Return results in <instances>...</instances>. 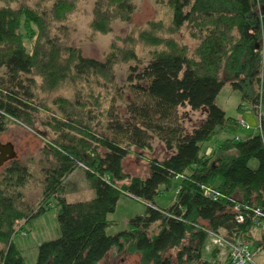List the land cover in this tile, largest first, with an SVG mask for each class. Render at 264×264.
Segmentation results:
<instances>
[{
    "label": "trees",
    "instance_id": "1",
    "mask_svg": "<svg viewBox=\"0 0 264 264\" xmlns=\"http://www.w3.org/2000/svg\"><path fill=\"white\" fill-rule=\"evenodd\" d=\"M79 1L0 0V135L11 123L34 127L36 121L52 134L38 161L15 157L0 173V264H26L14 235L22 222L54 206L60 235L39 244L35 264H99L113 251L138 253L139 264H173L165 257L173 248L178 264H233L228 253L223 262L220 251L206 253L214 236L250 242L254 251L261 245L264 253V115L259 131L243 138L240 118L217 103L227 83L243 101L251 98L257 107L262 101L264 0H156L171 10L167 32L185 28L196 43L142 31L139 39L154 46L145 63L132 35L121 46L112 43L102 58L72 44L67 23ZM134 10L135 0H95L89 26L109 33ZM150 24L154 31L163 25ZM120 63L128 64L123 86ZM39 78L43 92L64 85L73 91L53 97L44 118L38 117L40 105H47L37 93ZM202 108L205 119L188 131L186 111ZM154 139L169 155L144 157L147 177L128 173L127 157L152 152ZM251 158L257 167L249 165ZM78 169L95 196L71 202L70 176ZM174 179L176 199L158 205L157 195ZM33 181L41 191L32 201L27 189ZM122 194L143 201L146 210L108 234Z\"/></svg>",
    "mask_w": 264,
    "mask_h": 264
},
{
    "label": "rangeland",
    "instance_id": "2",
    "mask_svg": "<svg viewBox=\"0 0 264 264\" xmlns=\"http://www.w3.org/2000/svg\"><path fill=\"white\" fill-rule=\"evenodd\" d=\"M95 0H80L78 3V10L72 15L70 21L67 23V30L69 31L70 41L72 44L77 45L82 48L83 53L87 56H92L96 58H102L103 55L109 50L112 43L117 45H123L127 43L124 40L125 37L132 35L136 42L134 43V48L138 54V57L142 62H147L150 58L151 50L154 46L144 43L139 39V34L142 31L155 33L156 35H162L166 37H174L180 43H188L193 47L196 43L193 40L185 28L177 33L170 34L167 32L166 28L169 25L171 19V10L166 2H157L156 0H135V10L131 15L129 21L116 20L112 24V31L109 33H98L93 32L89 26V23L93 17V8ZM162 21V27L153 30L150 22L152 21ZM143 66V65H142ZM128 69V64L120 63L116 67L117 80L120 86H123L126 79V71ZM41 79H37V93L38 96L46 100L47 105H40V111L38 114L39 118H44L48 107L52 108V99L56 95H64L71 97L73 96L72 88L67 86H62L54 92H43L39 87ZM248 99V98H247ZM42 102V101H40ZM44 103V102H43ZM217 103L226 111L230 116L236 118H243L249 123L250 127H240L239 134L241 136H248L249 133L254 134L259 131L257 128L259 126V113L264 115V92L262 94V101L258 107L253 102L251 98L243 101L242 92L239 89H234L230 83L225 84L220 93L217 96ZM240 104L243 106L240 107ZM118 111L125 115V105L123 103H117ZM184 111V110H183ZM206 108H202L200 111H193L188 109L186 111V117L184 123L187 130L190 131L193 127L198 125L206 117ZM41 122L36 121L34 127H28L18 123H11L9 129L0 135V143H12L14 145V150L16 153V158L21 162H27L29 159L33 158L38 161L41 158V152L45 145V138L51 136ZM226 134L220 136V138H225ZM216 137L211 141L206 143L205 150L208 152L214 145ZM154 150L152 152L145 151L140 152V154H133L127 157L125 160V169L130 174H137L144 177L149 175V165L144 157H157L163 159L169 155V152L165 149L163 143L154 139L153 141ZM10 161H5L0 166V173L2 169ZM259 161L256 158H251L249 165L252 168L257 167ZM39 168H35L34 170ZM37 172V171H36ZM38 173V172H37ZM70 186L71 190L67 193V199L69 201H79L82 199H90L95 196V190L91 187L85 173L82 169L76 170L70 176ZM179 188V179H174L173 185L161 192L156 197V203L160 206L170 205L177 197V192ZM39 184L33 181L27 189V197L30 200L37 199L40 192ZM146 204L134 197L122 194L118 200L116 209L110 214V218L115 220V223L107 228L108 234H115L124 228L128 227V220L138 214H142L146 210ZM26 232V234H22ZM60 235L59 222L57 217V208L54 206L41 215L33 218L29 222H22L19 231L14 235V240L16 244L22 249L26 264H35L38 252V246L45 240L58 237ZM215 237V236H214ZM250 243V242H249ZM2 243L0 242V247ZM256 252L258 254L254 255V260L259 264L264 253L260 252L262 249L261 245H257ZM220 248L223 251L226 248L224 241L219 242L216 238H211L207 245V254L211 252L218 253ZM178 248L170 249L165 257L171 259L173 264L177 263V253ZM260 252V253H259ZM117 252H112L107 256V261L101 264H139L140 255L138 253H128L122 252L116 255ZM260 254V255H259ZM225 259L220 258L223 262ZM100 264V263H99ZM153 264V263H151Z\"/></svg>",
    "mask_w": 264,
    "mask_h": 264
},
{
    "label": "built area",
    "instance_id": "3",
    "mask_svg": "<svg viewBox=\"0 0 264 264\" xmlns=\"http://www.w3.org/2000/svg\"><path fill=\"white\" fill-rule=\"evenodd\" d=\"M239 123L242 127H250L249 123H247L246 120L242 117L239 119ZM257 129L259 130V128ZM240 220H243L242 215H240ZM24 233L26 234V232H23L22 234ZM214 238H216L219 242L224 241V243L226 244L227 253L229 254V257L233 264H258L254 260V255L257 249H260L261 247L256 248V251H254L252 249V245L247 241L229 242L218 237Z\"/></svg>",
    "mask_w": 264,
    "mask_h": 264
},
{
    "label": "water",
    "instance_id": "4",
    "mask_svg": "<svg viewBox=\"0 0 264 264\" xmlns=\"http://www.w3.org/2000/svg\"><path fill=\"white\" fill-rule=\"evenodd\" d=\"M16 153L12 143H0V166L8 160L15 158Z\"/></svg>",
    "mask_w": 264,
    "mask_h": 264
},
{
    "label": "crops",
    "instance_id": "5",
    "mask_svg": "<svg viewBox=\"0 0 264 264\" xmlns=\"http://www.w3.org/2000/svg\"><path fill=\"white\" fill-rule=\"evenodd\" d=\"M249 135H251V133H249L248 134V136ZM239 136H241L240 134H239ZM241 137H243V136H241ZM244 137H247V136H244ZM243 137V138H244ZM214 146V145H213ZM212 149V148H211ZM226 254H227V251H226V249L223 251V249L222 248H220V258H224L225 259V256H226ZM116 255H119V253H116ZM260 255V254H259ZM262 262L261 263H263L264 262V257H262ZM105 261H107V257H106V259H104V260H102L101 262H100V264L102 263V262H105Z\"/></svg>",
    "mask_w": 264,
    "mask_h": 264
}]
</instances>
